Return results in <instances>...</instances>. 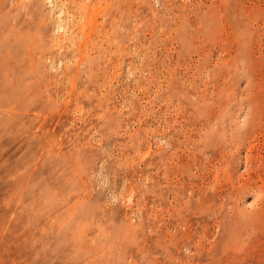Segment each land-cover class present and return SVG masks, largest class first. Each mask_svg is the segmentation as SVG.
<instances>
[{
  "label": "rangeland",
  "instance_id": "374dc122",
  "mask_svg": "<svg viewBox=\"0 0 264 264\" xmlns=\"http://www.w3.org/2000/svg\"><path fill=\"white\" fill-rule=\"evenodd\" d=\"M0 264H264V0H0Z\"/></svg>",
  "mask_w": 264,
  "mask_h": 264
}]
</instances>
